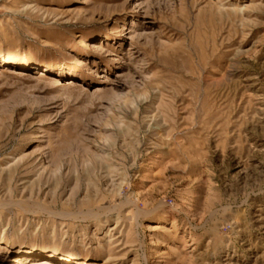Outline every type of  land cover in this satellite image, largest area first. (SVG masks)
<instances>
[{"label": "rangeland", "instance_id": "374dc122", "mask_svg": "<svg viewBox=\"0 0 264 264\" xmlns=\"http://www.w3.org/2000/svg\"><path fill=\"white\" fill-rule=\"evenodd\" d=\"M43 261L264 264V0H0V264Z\"/></svg>", "mask_w": 264, "mask_h": 264}, {"label": "bare ground", "instance_id": "6f19581e", "mask_svg": "<svg viewBox=\"0 0 264 264\" xmlns=\"http://www.w3.org/2000/svg\"><path fill=\"white\" fill-rule=\"evenodd\" d=\"M97 46V45H96ZM90 47H94V45H91ZM33 80V79H32ZM34 248V247H33ZM23 250V249H22ZM37 250V249H36ZM25 251V250H24ZM43 252V251H42ZM26 253H27V251H26ZM48 253V252H47ZM29 254V253H28ZM42 254V253H41ZM25 255H27V254H25ZM65 255V254H64ZM74 256V255H73ZM23 258V257H22ZM82 258V257H81ZM71 259V258H70ZM32 261V260H31ZM47 261H48V259H47ZM46 261V262H47ZM83 261V260H82ZM45 261H43V262H41L40 264H47ZM53 263V262H52Z\"/></svg>", "mask_w": 264, "mask_h": 264}]
</instances>
